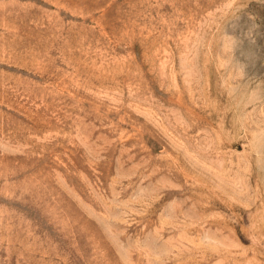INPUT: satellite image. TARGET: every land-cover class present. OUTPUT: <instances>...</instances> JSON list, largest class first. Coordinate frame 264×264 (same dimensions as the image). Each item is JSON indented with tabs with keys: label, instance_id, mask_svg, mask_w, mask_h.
Segmentation results:
<instances>
[{
	"label": "rangeland",
	"instance_id": "obj_1",
	"mask_svg": "<svg viewBox=\"0 0 264 264\" xmlns=\"http://www.w3.org/2000/svg\"><path fill=\"white\" fill-rule=\"evenodd\" d=\"M0 264H264V0H0Z\"/></svg>",
	"mask_w": 264,
	"mask_h": 264
}]
</instances>
